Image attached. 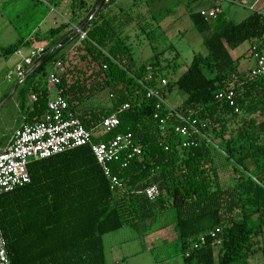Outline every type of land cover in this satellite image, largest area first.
I'll return each instance as SVG.
<instances>
[{
    "label": "trees",
    "instance_id": "1",
    "mask_svg": "<svg viewBox=\"0 0 264 264\" xmlns=\"http://www.w3.org/2000/svg\"><path fill=\"white\" fill-rule=\"evenodd\" d=\"M94 1L98 5L101 0ZM116 2L103 0L91 13L93 17L87 16L81 23L87 39L78 49L85 51L83 59L87 56L97 63L95 83L89 87L86 82L70 83L64 72L59 87L72 113L87 128L116 113L117 127L94 137L93 142L132 133L139 151L130 156L123 151L109 163L111 172L124 184L125 193L119 196L109 188L88 145L31 162L30 182L0 193V223L10 264H106L103 235L135 225L139 218L136 205H151L152 201L160 203L161 208L170 204L175 209L174 229L182 264H249V258L258 252L256 238L264 237V78L250 71L239 73L226 45L249 41L251 47L264 52V13L253 11L233 23L222 12L210 22L200 12H193L190 17L196 30L210 32L204 40L207 53L195 54L176 77L182 67L178 56L164 65L149 61L154 67L153 77L168 78L163 97L174 90L183 91L187 96L174 110L202 121L205 126H199L200 130L211 140L224 137L231 121L244 117L241 129L229 135L224 147L225 158L234 167L235 182L224 187L218 179L215 145L194 135L192 145L181 146L182 137L174 127L185 122L164 106L157 107L156 98L146 96L138 82L146 84V66H136L129 37L122 35L114 18L104 12V7ZM63 28L59 26L50 34L54 36ZM77 37V32L63 36L59 46L43 56L39 67L28 75L27 89L35 99L25 121H37L46 111L49 91L46 78L36 77L38 71L54 56L62 61L63 49ZM17 47L4 49V54L14 53ZM148 84L153 85L154 80ZM230 87L236 94L238 112L216 98L219 91ZM95 88L111 90L110 107L82 106ZM125 103L128 108L120 110ZM258 116H262V129L255 131ZM161 119H165V129L161 128ZM246 161L257 170L252 172ZM151 183L160 190L154 200L131 193ZM235 210L240 218L234 217ZM216 227H221L218 245L208 234ZM199 235L204 241H197V247H193Z\"/></svg>",
    "mask_w": 264,
    "mask_h": 264
},
{
    "label": "rangeland",
    "instance_id": "2",
    "mask_svg": "<svg viewBox=\"0 0 264 264\" xmlns=\"http://www.w3.org/2000/svg\"><path fill=\"white\" fill-rule=\"evenodd\" d=\"M135 1L136 3L133 5L132 1L126 3L117 0L114 6L104 7V12L109 17L114 18L115 25L120 33L129 37L128 42L132 46L133 59L138 63L136 64L137 67L141 65L148 66L151 60H157L164 65L168 61L173 62L178 56V61L183 65L177 73L178 76L190 64L195 54L207 53L203 41L205 35L197 32L187 13L191 10L199 9L209 2L211 4L214 0ZM239 1L244 4H240ZM107 2L108 0H105V3ZM220 3L233 23L244 20L252 11L264 13V0H222ZM94 4V0H75L70 5V10L72 13L74 12V16L76 15L78 18L82 16L84 20L97 7ZM13 40L7 39V36L0 35V46L7 47L9 44L15 43ZM54 47L55 44L52 43L41 48V58L46 56ZM245 48L246 45L241 46L240 51ZM62 52L64 58L62 59L61 70L58 69L59 73H68L67 79L70 83L75 81L86 82L87 87L91 83H95L96 79H94V76L98 70V65L87 56L85 59L82 58V55H85V51L72 49L71 46L70 49L64 48ZM36 58L32 59V69L33 67H39L41 64L36 65L38 60ZM55 58L56 56L48 61L38 71L36 77L46 78L49 72L53 71V66L58 61ZM17 61L24 62V59L20 57ZM0 62L4 63L1 59ZM10 65L11 63H6L7 67ZM27 70L28 67L25 66V71ZM26 73H29V71ZM7 85L0 84V90L5 89ZM26 85H22L21 89L22 92H25L24 96L27 102H30L32 98L28 95L29 92ZM110 96L111 90L109 88H95L94 94L88 97L82 106L110 107ZM175 98L176 96L171 95L167 101L168 105L176 106L180 104L183 102L185 95L177 97V101ZM259 110L261 109L259 108ZM257 119L258 124L254 130L260 131L262 129V116H258ZM243 121V116L239 120L237 118L231 121L224 137L214 138L213 140L218 165V179L224 187L235 185L233 180L234 167L232 161L226 160L224 147L229 135H235L241 129ZM246 163L252 172L257 170L251 161H246ZM152 202L151 205H136L139 218L135 225H125L116 231L103 235L107 264H111L112 261L116 260L120 264H170L174 259L179 258L180 260L182 258L174 229L176 223L175 209L170 204L165 206V208H161L160 203ZM233 215L236 218H240L238 210H235ZM256 239L255 248H257L258 252L251 257L250 262L251 264H264V237Z\"/></svg>",
    "mask_w": 264,
    "mask_h": 264
},
{
    "label": "built area",
    "instance_id": "3",
    "mask_svg": "<svg viewBox=\"0 0 264 264\" xmlns=\"http://www.w3.org/2000/svg\"><path fill=\"white\" fill-rule=\"evenodd\" d=\"M199 12L205 20L210 22L216 19L221 9L219 6H214L202 9ZM92 17L93 14L89 15L88 19ZM75 32L78 33V37L72 41V49H78L82 41L87 39L86 30H83L82 27L76 28ZM250 49V56L253 61V66L250 70L251 75H264V52L257 50L254 46ZM41 52L42 49L31 52L30 56L24 59V63L30 67L32 59L34 57L39 58ZM61 68L62 61H56L53 71L49 72L46 77L49 96L44 115L39 120L31 123L21 122L14 128L8 143L0 150V193L12 192L28 184L31 180L28 165L31 162L88 145L96 162L101 167L103 175L109 182V188L116 195H123L125 193L124 184L117 175L111 172L109 163L117 159L123 151L130 152L129 156L139 151L138 147L133 143L132 133H119L107 141L93 142L94 137L110 132L117 127L119 119L116 113H113L101 118L91 128H87L79 116L72 113L70 104L63 95V89L59 87L61 73H59L58 69L61 70ZM102 68L105 69L106 64H103ZM145 70L146 84L141 80H138V82L145 88L146 96L156 98L157 107L164 106L171 113H174L178 120L185 122L183 125H176L174 127V132L182 137L181 146L187 147L192 145L194 143V135L215 145L213 140L200 130L199 126H205L202 121L196 118H186L183 112H176L175 108L168 105L167 99L162 95L168 79L160 75L153 77L154 67L150 65L146 66ZM28 71H32V68L25 71V66L21 64L17 66L15 75L19 83L25 80V75ZM152 80H154V84L149 85L148 81ZM235 97L236 94L232 87L227 91H219L216 94L218 100L226 101L230 106L234 107L235 112H238ZM31 98L35 99L34 96ZM126 108H128V104L125 103L120 110ZM160 123L161 128L165 129V119H161ZM131 193L154 200L159 196L160 190L156 184L151 183L140 188H134L131 190ZM220 231L221 227H216L208 232L211 237L215 238L216 245L220 244L221 241L218 238ZM197 241L203 242L204 236L199 235L193 242V247H197ZM185 256H188V253ZM0 264H10L7 252V240L3 235L1 223Z\"/></svg>",
    "mask_w": 264,
    "mask_h": 264
},
{
    "label": "crops",
    "instance_id": "4",
    "mask_svg": "<svg viewBox=\"0 0 264 264\" xmlns=\"http://www.w3.org/2000/svg\"><path fill=\"white\" fill-rule=\"evenodd\" d=\"M74 1L75 0H0V35L7 36V39H14L13 41H15V43H11L7 47L0 46V59L4 61V63L0 62V84H8L5 89L0 90V150L10 140L14 128H16L21 122L25 121L24 118L31 106V100L30 102H27L26 97L24 96L25 92H22L21 88L24 84H27L26 86L28 88L30 79H27V77L29 73L34 71L35 67H33L32 71L26 73L25 80L22 83H19L15 75L17 66L19 64L23 66L27 65L23 61H17V59L20 57L25 59L30 56L31 52L44 48V46L46 47L52 43L55 44L56 47L58 46V42L62 40L63 36L69 35L72 32H75L76 28L81 27L83 17L81 16L78 18V16H74V12L72 13L70 10V5H72ZM121 1L126 3L132 1L133 5L136 3L135 0ZM221 1L222 0H214L211 4L209 2L207 5L201 6L199 9L191 10L187 13L188 17L191 20V13L219 6L221 12L228 18L227 13L223 10L220 3ZM239 2L240 4H244L241 1ZM114 5L115 4L111 6ZM59 26H64V28L56 35H51L50 31ZM202 34L205 35L203 38L204 41L210 35V32ZM72 45L73 43L71 42L65 48L70 49ZM243 45H246V48L243 51H240V47ZM11 46H18L17 50L8 56L5 55L4 49ZM226 48L236 65L237 71L241 74H247L253 66V61L250 56L251 45L249 41H245L239 46L226 45ZM36 59H38L36 65H39L41 58ZM7 62L11 63L8 67L6 66ZM135 64L138 63L135 62ZM29 68H31V66L28 67V69ZM185 70L186 68H184L181 73ZM28 95L31 97L29 93ZM171 95L176 96V101L178 100L177 97L185 95L186 98L187 96L181 90H174L167 96V101L170 99ZM182 103L183 102L180 104L176 103V106H169L177 108L181 106ZM250 259L251 257L249 258V264H251ZM111 264L120 263L116 260L112 261ZM170 264H182V260L176 258Z\"/></svg>",
    "mask_w": 264,
    "mask_h": 264
},
{
    "label": "water",
    "instance_id": "5",
    "mask_svg": "<svg viewBox=\"0 0 264 264\" xmlns=\"http://www.w3.org/2000/svg\"><path fill=\"white\" fill-rule=\"evenodd\" d=\"M102 2H103V0H101V1L98 3V5H97L96 8H98V7L102 4ZM44 57H45V56H44ZM44 57L40 59L39 64L43 61Z\"/></svg>",
    "mask_w": 264,
    "mask_h": 264
}]
</instances>
